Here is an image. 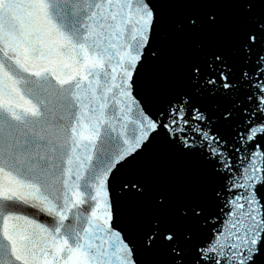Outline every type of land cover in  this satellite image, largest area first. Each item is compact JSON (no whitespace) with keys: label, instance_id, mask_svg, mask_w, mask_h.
<instances>
[{"label":"snow or ice","instance_id":"snow-or-ice-1","mask_svg":"<svg viewBox=\"0 0 264 264\" xmlns=\"http://www.w3.org/2000/svg\"><path fill=\"white\" fill-rule=\"evenodd\" d=\"M0 264H264V0H0Z\"/></svg>","mask_w":264,"mask_h":264}]
</instances>
